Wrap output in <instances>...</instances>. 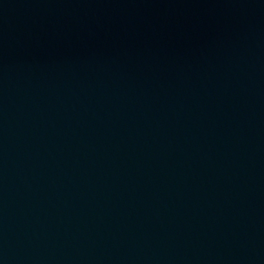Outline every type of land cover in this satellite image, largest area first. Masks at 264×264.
<instances>
[{
	"label": "water",
	"instance_id": "95a60500",
	"mask_svg": "<svg viewBox=\"0 0 264 264\" xmlns=\"http://www.w3.org/2000/svg\"><path fill=\"white\" fill-rule=\"evenodd\" d=\"M0 264H264V0H0Z\"/></svg>",
	"mask_w": 264,
	"mask_h": 264
}]
</instances>
